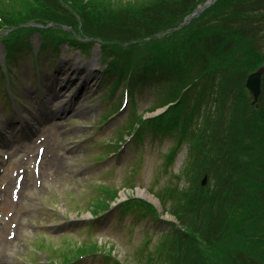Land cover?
Listing matches in <instances>:
<instances>
[{
  "label": "trees",
  "instance_id": "obj_1",
  "mask_svg": "<svg viewBox=\"0 0 264 264\" xmlns=\"http://www.w3.org/2000/svg\"><path fill=\"white\" fill-rule=\"evenodd\" d=\"M205 1L0 0L8 72L19 43L27 44L37 32L40 51L66 42L89 52L98 42L104 74L113 76L114 88L154 77L166 83L157 106L172 105L151 118L135 116L127 132L137 136L149 127L172 131L175 145L168 162L187 139L190 177L186 187L156 193L162 204L170 201L168 210L180 227L160 237L152 250L145 239L138 247V264H264V224L259 226L264 223V94L255 107L242 85L249 71L264 65V0H216L176 28ZM28 22L54 25L19 26ZM9 27L15 28L1 34ZM221 67L220 79L216 70ZM213 83L221 92L219 104L192 126V118L202 116L205 90ZM192 92L195 99L189 105ZM204 174L213 180L210 188L201 183ZM105 192L110 199L117 195L116 190ZM108 206L104 200L94 205ZM123 207L159 218L156 208L140 198L131 197ZM95 250L103 248L82 243L76 253Z\"/></svg>",
  "mask_w": 264,
  "mask_h": 264
},
{
  "label": "rangeland",
  "instance_id": "obj_2",
  "mask_svg": "<svg viewBox=\"0 0 264 264\" xmlns=\"http://www.w3.org/2000/svg\"><path fill=\"white\" fill-rule=\"evenodd\" d=\"M32 39L38 42L35 35ZM63 47L65 51L61 49L58 54L53 53V47L46 49L38 62L32 51L21 48L11 76L14 96L8 97L6 77L0 72V126H3L0 127V264H46L45 256L55 257L47 249L30 254L33 241L71 255L77 244L90 239L110 248L124 264H136L138 247L146 234L168 229L169 224L154 222L149 217L138 218L114 207L102 212L104 218L88 230L81 223L89 222V203L102 196L98 187L102 183L119 187L122 194L147 195L155 200L148 190L155 192L174 183L186 187L190 177L189 141L181 145L173 162L166 167L164 158L175 144L174 133L147 129L142 141L127 137L128 142H120L117 134L122 132L132 111L150 114L149 109L154 107L161 91L158 78L135 86L132 105L128 101L113 111L112 107L123 98L124 84L110 92L109 84L101 82L98 43L91 46L90 53L83 54L74 46L68 48L63 44ZM0 52H3L1 42ZM222 68L216 70L220 79ZM64 76L71 82H64L69 84L68 89H59L63 84L56 78ZM85 78H90L89 84L77 94L76 86ZM196 90L200 91V84ZM57 94L61 98L55 99ZM205 94L201 104L206 106L201 114L211 115L221 92L215 90L213 83ZM194 99L192 92L190 101ZM26 120L31 126L21 129ZM201 120L198 115L192 122L198 124ZM122 136L125 137L123 132ZM130 178L132 186H126ZM212 182L208 177L205 185L210 188ZM263 224L259 222V226ZM111 261L96 251L75 263L111 264Z\"/></svg>",
  "mask_w": 264,
  "mask_h": 264
},
{
  "label": "water",
  "instance_id": "obj_3",
  "mask_svg": "<svg viewBox=\"0 0 264 264\" xmlns=\"http://www.w3.org/2000/svg\"><path fill=\"white\" fill-rule=\"evenodd\" d=\"M213 1V0H212ZM263 68H259L256 71L250 73L246 77L245 86L253 97V102L256 103L261 92L260 82Z\"/></svg>",
  "mask_w": 264,
  "mask_h": 264
},
{
  "label": "bare ground",
  "instance_id": "obj_4",
  "mask_svg": "<svg viewBox=\"0 0 264 264\" xmlns=\"http://www.w3.org/2000/svg\"><path fill=\"white\" fill-rule=\"evenodd\" d=\"M59 96H60V95H59ZM59 96H58V97H59ZM74 110H75V109H74ZM21 120L23 121V119H21Z\"/></svg>",
  "mask_w": 264,
  "mask_h": 264
}]
</instances>
